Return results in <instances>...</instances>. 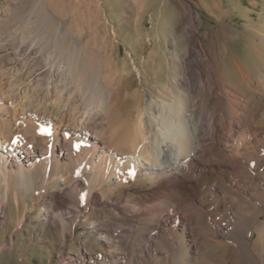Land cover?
Segmentation results:
<instances>
[{"label": "bare ground", "instance_id": "bare-ground-1", "mask_svg": "<svg viewBox=\"0 0 264 264\" xmlns=\"http://www.w3.org/2000/svg\"><path fill=\"white\" fill-rule=\"evenodd\" d=\"M93 7L98 13L95 1ZM35 13L42 22V10ZM185 23V32L179 35H186L189 42L183 49L175 40L169 52L158 53L155 49H162V42L150 31V50L138 60L144 89L139 85L130 94L137 101L132 117L122 111L110 83L112 73L105 72L97 52L58 34L54 40L36 38L40 49L47 44L52 48L47 65L28 73L29 82L44 79L42 100L21 105L19 114L4 115L6 110L0 109L1 216L9 193L31 191L35 169L40 167L46 180L61 159L66 162L62 170L75 163L99 186L115 175L113 186L97 189L92 196L96 204L128 218L130 225L123 230L127 238L134 228L141 231L134 245L143 250L150 251L163 240L167 253L184 254L193 248L200 257L197 264H214L205 261L200 245L223 243L220 222L226 219L235 221L230 223L233 229L245 237L230 240L223 264H236L238 254L242 264H264L262 41L254 46L262 61L255 71L234 58L239 78L234 85L216 57L204 50L192 13ZM87 164L92 167L80 171ZM62 177L52 205L66 191L85 184L82 177ZM145 185L138 196L132 194L133 188ZM109 190L117 195L105 197ZM73 212L69 208L60 218Z\"/></svg>", "mask_w": 264, "mask_h": 264}, {"label": "rangeland", "instance_id": "rangeland-1", "mask_svg": "<svg viewBox=\"0 0 264 264\" xmlns=\"http://www.w3.org/2000/svg\"><path fill=\"white\" fill-rule=\"evenodd\" d=\"M39 8L42 22L36 19L35 10ZM191 13L196 19L197 35L204 50L207 55L216 57L228 81L234 85L239 82L233 67L235 57L251 72L261 66L254 46L262 41L259 48L264 51V0H0V109L6 110L4 115H14L21 105L34 106L42 100L44 79L38 77L29 82L28 73L47 65L52 48L47 44L40 49L35 40H54L51 38L58 34V37H66L77 45L85 44L97 52L105 72L112 73L110 83L112 90L118 93L122 111L132 117L137 101L130 94L140 85L138 60L150 50V31L162 42L163 48L155 49L158 53L169 52L175 40L177 48L183 49L189 39L179 34L185 32V22ZM26 50L33 52L29 54ZM55 59L53 61H57ZM140 87L144 89V85ZM4 115L0 112V119ZM83 157L92 161L87 155ZM65 163L60 159V166L52 168L46 180L41 177V168L37 167L31 191L9 193L6 211L0 215V264L198 263L200 257L195 256L193 248L176 254L167 253L163 240L150 251L134 245L141 231L134 228L127 238L123 230L130 225L128 218L111 207L96 204L92 196L97 189L113 186L115 175L114 179L99 186L89 175L80 173L75 163L62 170ZM91 167V164L81 166L80 171ZM62 176L68 177L65 179L82 177L85 184L66 191L58 200L60 203L56 201L52 205L53 192L58 189L57 181ZM144 189L146 185L133 188L132 194L136 197ZM107 193L110 197L117 195L110 190L104 195ZM69 208L74 212L61 219ZM204 222L202 219L201 224ZM232 222L235 223L226 219L220 222L221 233L226 237L223 243L200 245L205 261L223 264L232 247L230 240L245 237L241 230L233 229ZM257 246L261 248L259 242ZM242 262L238 254L236 264Z\"/></svg>", "mask_w": 264, "mask_h": 264}]
</instances>
